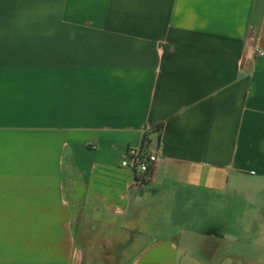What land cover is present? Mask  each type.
<instances>
[{
	"label": "crops",
	"instance_id": "crops-1",
	"mask_svg": "<svg viewBox=\"0 0 264 264\" xmlns=\"http://www.w3.org/2000/svg\"><path fill=\"white\" fill-rule=\"evenodd\" d=\"M0 264H264V0H0Z\"/></svg>",
	"mask_w": 264,
	"mask_h": 264
},
{
	"label": "built area",
	"instance_id": "built-area-1",
	"mask_svg": "<svg viewBox=\"0 0 264 264\" xmlns=\"http://www.w3.org/2000/svg\"><path fill=\"white\" fill-rule=\"evenodd\" d=\"M158 161V154L143 145L140 148H131L128 150L122 158L120 166L134 172L141 179L144 176H152Z\"/></svg>",
	"mask_w": 264,
	"mask_h": 264
},
{
	"label": "rangeland",
	"instance_id": "rangeland-1",
	"mask_svg": "<svg viewBox=\"0 0 264 264\" xmlns=\"http://www.w3.org/2000/svg\"><path fill=\"white\" fill-rule=\"evenodd\" d=\"M21 219H9L8 220V225L10 228L15 229L13 233L8 232L12 237H18L20 236V228H21Z\"/></svg>",
	"mask_w": 264,
	"mask_h": 264
}]
</instances>
